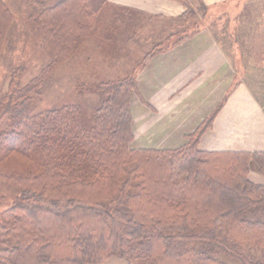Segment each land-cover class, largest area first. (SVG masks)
<instances>
[{"label":"trees","instance_id":"obj_1","mask_svg":"<svg viewBox=\"0 0 264 264\" xmlns=\"http://www.w3.org/2000/svg\"><path fill=\"white\" fill-rule=\"evenodd\" d=\"M168 1L185 8L182 21L192 16L186 0ZM97 16L93 0H57L25 20L47 64L25 84L21 67L4 80L0 160L34 157L37 172L0 170V183L18 193L0 211V264H264V185L248 178L250 161L264 177V152L199 148L220 107L182 146L161 150L132 145L133 76L77 87L101 99L87 130L78 105L26 116L53 69L87 43ZM12 19L0 0V52ZM190 36H169L144 62Z\"/></svg>","mask_w":264,"mask_h":264},{"label":"crops","instance_id":"obj_2","mask_svg":"<svg viewBox=\"0 0 264 264\" xmlns=\"http://www.w3.org/2000/svg\"><path fill=\"white\" fill-rule=\"evenodd\" d=\"M107 2L128 18L120 17L116 24L120 22L128 29L124 44L129 48L118 47L119 50H115V47H110L120 51L117 54L123 57L110 58L119 65L94 81L120 79V71L116 68L122 66L126 68L124 72L133 76L136 85L131 98L134 148H178L185 143V136L191 134L217 106H221L213 126L200 140L199 148L211 152H264V98L254 97L247 89L249 81H259L260 78L264 83V44L261 51H254L251 43H228L231 46L223 48V44L217 42L210 32L203 31L175 44L173 40L169 41L166 49L144 62L152 48L176 34L175 29L183 22L181 18L185 8L168 0ZM202 3L207 9H215L227 0H202ZM96 4L98 16L94 30L77 52L90 41L96 49H104L103 41L109 37L113 39L117 33L111 25L104 28L99 22L104 0ZM195 4L197 6L196 1ZM131 16L143 17L154 23L150 36L141 34V24L131 22ZM262 37L264 41V33ZM237 39L246 40L247 36L241 32ZM106 53L107 56H117L111 51ZM134 57L138 62L134 63ZM90 58H86L89 65L97 62L90 61ZM253 75L255 80H252ZM103 264L127 263L113 258Z\"/></svg>","mask_w":264,"mask_h":264},{"label":"rangeland","instance_id":"obj_3","mask_svg":"<svg viewBox=\"0 0 264 264\" xmlns=\"http://www.w3.org/2000/svg\"><path fill=\"white\" fill-rule=\"evenodd\" d=\"M2 1L6 3L11 11L13 19L5 45L0 52V91L3 90L5 85H7V81H4L6 77L16 68L21 67L25 71L21 79L22 84L27 83V81L45 68L47 58L43 54L38 43L32 39L26 30L25 20L27 17H32L35 14L41 13L46 8L51 7L57 0ZM93 1L95 2L93 4L96 7V3L99 0ZM186 1L189 3L191 7L190 9L193 13L187 20L183 19L184 22L180 23L175 29L177 37H181L183 34L190 36V33L196 34L206 31L210 32L217 42L223 44L221 46L223 48L231 46L228 45V43L234 45L251 43L254 51H261L263 48L264 0H227V3L215 7V9H206L204 13L199 9V2L195 0L197 3L196 6L194 0ZM200 1L202 2V0ZM104 2V10L99 22L104 25V28L106 25H111L114 32L117 31L113 39L109 37L103 41V43H105L104 49H96V45L93 46L90 41L88 44L89 46L87 45L82 51L74 53L65 62L55 67L43 86L40 100L32 102L29 105L26 116H31L45 110L60 108L67 105H78L81 107L82 128L87 130L93 125L94 111L100 104L101 99L97 97V92L93 90L81 91L77 90V87L80 85H84V87H95L100 83H104L95 82L94 79L100 78L104 73L114 70V68L119 65V63L115 60H110V58L118 59L119 57H123L120 54H117L120 51H114L110 47H115V50H119V48H129L124 44L126 41L125 35L127 34L128 29L125 28V26L122 27L120 22H117L118 24H116L118 18H128L123 16V14L114 6H111L107 0H104ZM130 21H135L134 24H137L138 22L141 24V34L143 36H150L153 32L151 29L154 28V23L145 20L143 17L131 16ZM129 30H131V28H129ZM241 32L245 33L247 36L246 40L237 39ZM154 36L156 37L157 34ZM191 37L192 36L188 37V39ZM165 43L166 42L163 44ZM106 51H111L114 54H117V56H107ZM88 56L91 57L90 61L97 60V62H91L89 65L86 61ZM136 62H138L137 58L135 59L134 57V63ZM116 69H119L120 71V79L131 76L127 71H123L126 69L123 66ZM254 75L256 76L257 74L255 73ZM255 76L252 80L256 79ZM78 81H80L81 84ZM243 81L248 82L244 79ZM247 86L248 91H250L254 97H257L260 100L264 98V83L261 82L260 78L259 81H249ZM218 107L221 108V106H217L216 109ZM212 113H214V111ZM210 115L202 120L195 130L207 118H209ZM215 118L211 126H213ZM207 132L208 130L205 131L204 135ZM36 164L37 162L34 157L25 158L13 155L0 160V170L3 173L23 176L28 172H37ZM248 178L255 184L264 185V177L258 174L254 161H250L249 163ZM17 196L18 193L15 189L8 188L0 183V211L2 208H5L7 204L8 206L12 204ZM4 201L7 203L5 204Z\"/></svg>","mask_w":264,"mask_h":264}]
</instances>
